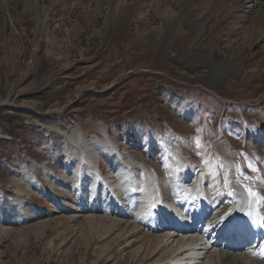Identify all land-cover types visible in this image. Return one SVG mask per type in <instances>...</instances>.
Returning a JSON list of instances; mask_svg holds the SVG:
<instances>
[{
  "label": "rangeland",
  "instance_id": "obj_1",
  "mask_svg": "<svg viewBox=\"0 0 264 264\" xmlns=\"http://www.w3.org/2000/svg\"><path fill=\"white\" fill-rule=\"evenodd\" d=\"M222 146L264 196V0H0V264H171L132 161L220 216Z\"/></svg>",
  "mask_w": 264,
  "mask_h": 264
},
{
  "label": "bare ground",
  "instance_id": "obj_2",
  "mask_svg": "<svg viewBox=\"0 0 264 264\" xmlns=\"http://www.w3.org/2000/svg\"><path fill=\"white\" fill-rule=\"evenodd\" d=\"M101 129L104 133V128ZM219 150L226 190L228 192L232 190L233 197L231 206L220 216L215 212L210 193L205 188L207 180L205 167L198 169L189 186L184 179L176 184L174 182L162 184L173 193L174 203L166 201L160 194L161 182L155 173L132 161L134 166L142 167L147 178V186L138 202L133 200L130 202L131 212L144 228L159 233L154 240L174 249L170 258L171 264H264V256L260 253V245L264 242V196L248 197L245 190L233 180L236 173L232 154L223 146ZM255 151L254 149L251 153ZM183 162L179 160V164L175 165H179L182 174H185L188 167ZM128 175L127 179L131 183L134 176L131 178L130 174ZM20 204L22 201L16 205ZM177 206L182 209H178ZM247 221L252 225V229L238 228ZM250 242V246L246 248V243L249 245Z\"/></svg>",
  "mask_w": 264,
  "mask_h": 264
},
{
  "label": "snow or ice",
  "instance_id": "obj_3",
  "mask_svg": "<svg viewBox=\"0 0 264 264\" xmlns=\"http://www.w3.org/2000/svg\"><path fill=\"white\" fill-rule=\"evenodd\" d=\"M249 168H250V170L253 171V172L256 171V169H255L254 167H252L251 165H249ZM248 195H249L250 197H256V196H257V193L254 192V191L249 190V191H248ZM260 253H261L262 256H264V243H262V244L260 245Z\"/></svg>",
  "mask_w": 264,
  "mask_h": 264
}]
</instances>
